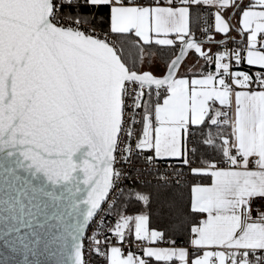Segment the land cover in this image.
Returning <instances> with one entry per match:
<instances>
[{"label": "snow or ice", "instance_id": "6c2138e0", "mask_svg": "<svg viewBox=\"0 0 264 264\" xmlns=\"http://www.w3.org/2000/svg\"><path fill=\"white\" fill-rule=\"evenodd\" d=\"M0 264H264V0H0Z\"/></svg>", "mask_w": 264, "mask_h": 264}]
</instances>
